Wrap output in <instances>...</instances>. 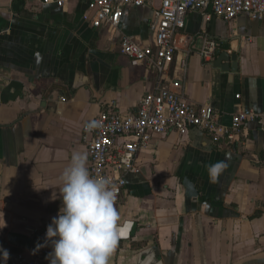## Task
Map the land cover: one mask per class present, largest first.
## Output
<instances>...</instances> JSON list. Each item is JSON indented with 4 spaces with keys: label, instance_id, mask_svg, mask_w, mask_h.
<instances>
[{
    "label": "crops",
    "instance_id": "0c3cea01",
    "mask_svg": "<svg viewBox=\"0 0 264 264\" xmlns=\"http://www.w3.org/2000/svg\"><path fill=\"white\" fill-rule=\"evenodd\" d=\"M89 5L0 0V246L7 264L59 212L61 200L50 199L59 196L58 178L73 150L88 153L84 126L101 111L133 112L146 94L170 89L196 106L211 103L225 126L238 112L264 115V18L188 14L175 61L158 72L131 63L119 41L130 35L151 44L160 0L127 9L117 34L92 27ZM205 39L219 44L211 62L200 55ZM188 48L194 52L183 68ZM222 53L237 56L235 73L214 65ZM156 143L137 156L139 172L126 176L115 203L128 227L110 264H264V129L248 122L231 144L199 130ZM218 161L228 167L211 183L206 166Z\"/></svg>",
    "mask_w": 264,
    "mask_h": 264
},
{
    "label": "built area",
    "instance_id": "2783aa9c",
    "mask_svg": "<svg viewBox=\"0 0 264 264\" xmlns=\"http://www.w3.org/2000/svg\"><path fill=\"white\" fill-rule=\"evenodd\" d=\"M66 1L44 0V3L62 7ZM152 3L153 0H90L91 25L95 29L106 28L111 34H117L127 9ZM192 12H198L207 19L215 16L234 21L246 14L254 21H261L264 18V0H160V7L151 23L152 43L145 45L134 36L122 35L119 41L122 55L133 64L146 65L158 72L165 71L177 57V37L185 29L187 16ZM186 40L192 42V39ZM218 48L217 41L205 39L200 55L205 62H211ZM193 52V48L183 51L181 67H187ZM248 122H256L264 129V115L238 112L232 117L230 125L225 126L219 122V115L211 103L196 106L182 93L161 89L143 96L133 112L121 114L108 109L84 126L88 168L93 176H105L116 185V203L125 189L126 176L139 172L137 156L156 148L160 137L170 132L186 135L190 130H199L219 145L231 144L238 139ZM56 215L58 213L52 217ZM47 226L35 230L34 246L20 253L10 264H48L45 257L51 251L50 246L32 254L37 242L44 241Z\"/></svg>",
    "mask_w": 264,
    "mask_h": 264
},
{
    "label": "clouds",
    "instance_id": "9594fccd",
    "mask_svg": "<svg viewBox=\"0 0 264 264\" xmlns=\"http://www.w3.org/2000/svg\"><path fill=\"white\" fill-rule=\"evenodd\" d=\"M206 167L209 181L215 183L228 164L218 161ZM58 180L59 196L54 191L50 199L59 198L61 207L47 226L44 241L37 242L32 254L50 246L45 257L48 264H110L128 227L115 208L116 185L105 176L90 173L84 150L72 151ZM5 226L4 222L0 229ZM9 256L8 250L0 246V264H7Z\"/></svg>",
    "mask_w": 264,
    "mask_h": 264
},
{
    "label": "water",
    "instance_id": "95a60500",
    "mask_svg": "<svg viewBox=\"0 0 264 264\" xmlns=\"http://www.w3.org/2000/svg\"><path fill=\"white\" fill-rule=\"evenodd\" d=\"M237 56H228L226 53H222L214 62V65L225 71L236 72Z\"/></svg>",
    "mask_w": 264,
    "mask_h": 264
}]
</instances>
